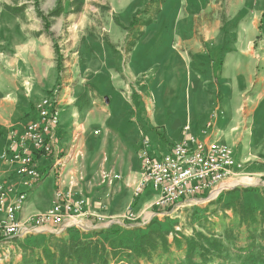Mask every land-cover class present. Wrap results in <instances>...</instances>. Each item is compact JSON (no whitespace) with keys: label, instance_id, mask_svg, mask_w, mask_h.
<instances>
[{"label":"rangeland","instance_id":"1","mask_svg":"<svg viewBox=\"0 0 264 264\" xmlns=\"http://www.w3.org/2000/svg\"><path fill=\"white\" fill-rule=\"evenodd\" d=\"M60 8L59 14H53ZM14 17L23 31H39L56 42L58 71L69 62L59 45L69 27H78L74 22L83 21L79 27L86 28L91 42L102 46L92 61L86 53L75 55L78 62L69 75L79 80L90 75L93 62L102 65L95 69L99 71L96 82L101 83L88 79L71 88L75 94L86 93L88 99L83 102L93 104L85 112L96 111L97 116L92 115L96 123L91 124L96 139L108 116H123L129 110L131 120L140 125L146 120L145 124L172 128L185 123L188 115L199 117V98H206L207 105L213 100L207 115L211 118L215 113L213 121L223 117L218 125L223 129L211 130H218L217 135L230 147V139L224 138L229 125L238 128L231 139L239 167L232 176L234 186L213 202H183L155 217L144 212L150 219L144 225L145 214L130 223L124 221L125 213L117 212L113 219L100 215L96 220L122 222L108 227L53 228L0 240V264H87L60 255L64 247L83 242L104 244L107 264H264V0H0L2 27ZM135 45H139L137 50H133ZM129 60L145 74L130 77ZM165 69L168 76L162 78ZM114 72L118 77L112 80L118 81L110 83ZM72 192L75 200L83 198L90 206L87 196ZM241 203L255 212L246 213ZM101 209L106 212L108 207L103 204ZM92 218L87 217L85 223H92ZM149 230L154 247L149 243L144 245L145 253L134 252ZM189 242L199 249H190Z\"/></svg>","mask_w":264,"mask_h":264},{"label":"crops","instance_id":"2","mask_svg":"<svg viewBox=\"0 0 264 264\" xmlns=\"http://www.w3.org/2000/svg\"><path fill=\"white\" fill-rule=\"evenodd\" d=\"M177 14L179 15L178 12ZM73 16L74 13L67 16L68 21H71ZM14 20L12 23L5 24L4 27L0 24V154L9 144L11 132L20 133L31 120L37 118L36 105L38 101L55 88L62 89L57 105L61 114L60 152L58 151V156L62 164L43 156L37 157L38 169L42 173L43 179L28 192L27 200L18 213V218L22 223L28 222L30 218L36 215L46 213L52 206L55 193L58 190H66L67 187L65 186H68V190H77L80 193L78 195L87 196L90 209L98 217L103 215L113 219L115 213H125L130 204H136L135 209H137L139 216L149 211L150 215L157 213V209L153 206L158 194L153 188H146L139 196V200L134 196L135 186L143 179V168L137 154L144 138L151 141L154 150H165L171 143L182 138L183 126L188 122L193 133L200 139L228 145L222 136L217 135L218 130H211L212 128L223 129L218 126L220 124L219 119L222 120L223 117H218L217 120L213 121L207 115V107L211 109L213 100L209 101L207 105L206 98H199L202 101L197 106V111L201 114L199 117L188 115L185 123L181 122L172 128L155 122L145 124V119V122L143 121L140 125L131 120L132 115L129 110L123 116H108L102 122L103 130L101 135L97 136L99 139H96L95 129L93 126L91 127V124L96 123V111L89 112L88 110L85 112L86 107L93 106V104L83 102L85 98L88 99L86 93H79L78 95L75 94L76 90L71 88L86 82L88 79L96 82V79L99 78V71L95 69H101L102 65H98L96 62L90 64L94 69L88 77L85 76L86 78L79 77L77 80L76 75L75 77L69 75L70 71L75 72L74 63L78 62L76 58L80 54H88L87 57L90 56L92 61L93 57H99L102 46L96 40L91 42L90 37H87L86 28L79 27L83 21L79 22V25L74 22L72 25L78 27H69L64 33L61 45H59L69 62L67 64L64 62L63 71H58L54 46L56 42L48 35L39 33V31L31 33L23 31L21 27L18 28V17H14ZM2 28L6 33L2 31ZM138 46L135 45L133 50H137ZM75 55L78 56L75 58ZM130 61L128 63L130 77L140 78L145 74V71L134 68ZM70 66H73L74 70H70ZM107 67L110 68L111 66ZM167 69H172V66ZM167 69H165V74H161L160 77L168 76L166 74ZM110 77V83L113 81L117 83L118 79H112L118 77V72H114V75L111 74ZM75 78L76 81H72ZM81 87L80 85L77 89L79 90ZM85 95L86 97H84ZM92 99L94 100V97ZM98 117V121L101 122L102 116L99 115ZM139 117L140 115L137 118ZM133 118L136 119L134 115ZM228 123L229 121H226L225 128H228ZM262 123L263 120L261 119L260 125ZM233 126L229 125V131L224 137L230 139L232 148L235 143L231 139V135L233 132L235 133L234 130L238 129L233 128ZM235 156L238 160L236 152ZM59 165L60 167H58ZM13 171L12 166H4L0 169V180H11L12 176H15ZM104 171L119 174L121 179L105 185L101 178ZM235 172L237 171H234L233 175H236ZM100 178L101 182H99ZM231 180L233 177L226 180L229 186L228 190L234 186V181L231 182ZM18 189H23L19 177ZM198 200L204 202L200 198ZM103 204L108 207L106 212L101 209ZM145 215L147 216V214ZM96 220L93 218L92 223H85L87 229L92 230L108 227L114 223H122L120 220L118 222L109 220L108 223H97Z\"/></svg>","mask_w":264,"mask_h":264},{"label":"built area","instance_id":"3","mask_svg":"<svg viewBox=\"0 0 264 264\" xmlns=\"http://www.w3.org/2000/svg\"><path fill=\"white\" fill-rule=\"evenodd\" d=\"M59 93V89L55 88L38 101L37 118L31 120L20 133L11 132L9 144L0 154V169L4 165L12 166L15 177L21 178L23 186L20 190L18 180H0V240L24 237L53 228L63 230L75 227L86 230L87 217L93 216L100 220L85 199L75 200L72 197L71 190H58L46 213L36 215L26 223L18 218L28 192L43 179L37 157L43 156L62 164L58 156L61 123L57 106ZM211 118L215 119L216 114H212ZM182 131V138L165 150H154L151 141L144 138L138 152L143 179L135 186L134 196L139 197L148 187L157 192L153 206L157 213L151 214L154 217L161 213L168 214V209L183 202L199 201V198L207 203L215 201L229 189L226 180L239 167L232 147L200 139L193 133L189 123L183 126ZM101 177L108 184L121 179L119 174L105 171ZM137 214L135 205L130 204L123 219L131 223L140 217ZM149 220L148 216H144L141 223L147 224Z\"/></svg>","mask_w":264,"mask_h":264},{"label":"trees","instance_id":"4","mask_svg":"<svg viewBox=\"0 0 264 264\" xmlns=\"http://www.w3.org/2000/svg\"><path fill=\"white\" fill-rule=\"evenodd\" d=\"M61 8L56 10L53 14L57 15L61 12ZM58 54V52H57ZM58 70H61V64H60V56H58ZM222 195V194H221ZM220 195V196H221ZM241 207L243 209V211H245L246 213H254L255 209L253 207L250 206H245V204L241 203ZM245 219L242 218V221H244ZM164 233V232H161ZM160 233V234H161ZM152 235V233L149 232L144 234L140 241L139 244L134 248V252L136 253H145V249L146 246H148L149 243H151L150 245H152V242L150 240V236ZM192 240V239H191ZM116 241H112V244L115 243ZM93 244V248L91 247V245ZM146 245V246H144ZM189 246L190 249L194 250L199 249L198 245L193 244L192 242H189ZM75 247V249H73ZM152 247H154L152 245ZM111 251H114L113 249ZM87 253V255H83V253ZM60 255H62V257L68 259L70 262L73 261H77V260H84L87 264H92V263H99V264H107L108 263V258H109V254L107 251V248L105 247V245H100L98 242L97 243H91V242H83L82 244H76L75 246H70V248L68 246L64 247L63 249H61L60 251ZM110 253V252H109ZM112 254V253H110ZM87 256V257H86ZM86 258V259H85Z\"/></svg>","mask_w":264,"mask_h":264},{"label":"bare ground","instance_id":"5","mask_svg":"<svg viewBox=\"0 0 264 264\" xmlns=\"http://www.w3.org/2000/svg\"><path fill=\"white\" fill-rule=\"evenodd\" d=\"M197 132H198V130H197ZM136 206V205H135ZM155 220V219H154Z\"/></svg>","mask_w":264,"mask_h":264}]
</instances>
